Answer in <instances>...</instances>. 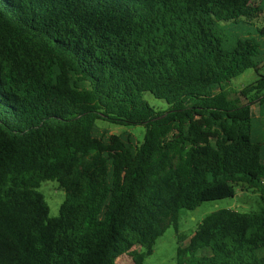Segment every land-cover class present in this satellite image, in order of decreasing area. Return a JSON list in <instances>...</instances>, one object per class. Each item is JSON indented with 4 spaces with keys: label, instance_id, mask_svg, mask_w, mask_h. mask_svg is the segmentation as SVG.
<instances>
[{
    "label": "trees",
    "instance_id": "16d2710c",
    "mask_svg": "<svg viewBox=\"0 0 264 264\" xmlns=\"http://www.w3.org/2000/svg\"><path fill=\"white\" fill-rule=\"evenodd\" d=\"M262 11L264 0H0V264H144L183 208L239 185L260 193L258 209L210 212L174 264H264ZM248 69L257 77L236 92ZM46 180L66 194L57 216Z\"/></svg>",
    "mask_w": 264,
    "mask_h": 264
},
{
    "label": "rangeland",
    "instance_id": "374dc122",
    "mask_svg": "<svg viewBox=\"0 0 264 264\" xmlns=\"http://www.w3.org/2000/svg\"><path fill=\"white\" fill-rule=\"evenodd\" d=\"M260 0H252V3L258 4ZM253 21L260 27L264 25V11L258 14ZM264 73V66L261 68ZM257 77L254 69H248L243 74L233 79L235 91H240L246 84L250 83ZM235 95V94H234ZM250 96H253L250 95ZM147 98L151 104L157 106L163 104V101L155 98L152 94L147 93ZM243 101H247L241 97ZM255 114V123L262 131H264V102L253 105ZM100 126L107 128L111 133H131L135 138L142 139L145 127L143 125H118L108 121L99 120ZM49 203L50 214L53 216L59 215L60 205L65 200V191L60 187L56 180H46L42 182L40 188ZM261 203L260 193L252 188L244 189V186L239 185L236 195L217 200H208L202 202L194 209L183 208L180 212L178 227L171 225L163 235H161L154 246V251L151 255L145 258L144 264H174L177 262L178 247L187 246L191 235L202 222L203 218L210 212L221 208H232L239 211H251L258 209ZM184 237V240L178 241V237ZM133 248L139 249V245ZM117 264H133V256L131 253H125L118 257Z\"/></svg>",
    "mask_w": 264,
    "mask_h": 264
}]
</instances>
